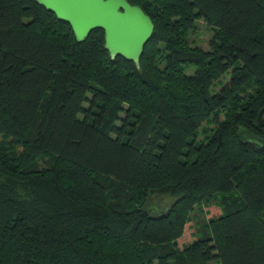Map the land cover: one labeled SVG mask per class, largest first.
<instances>
[{
  "label": "trees",
  "instance_id": "trees-1",
  "mask_svg": "<svg viewBox=\"0 0 264 264\" xmlns=\"http://www.w3.org/2000/svg\"><path fill=\"white\" fill-rule=\"evenodd\" d=\"M127 1L154 25L138 63L0 0V264H264V145L235 130L264 138V0Z\"/></svg>",
  "mask_w": 264,
  "mask_h": 264
},
{
  "label": "water",
  "instance_id": "water-1",
  "mask_svg": "<svg viewBox=\"0 0 264 264\" xmlns=\"http://www.w3.org/2000/svg\"><path fill=\"white\" fill-rule=\"evenodd\" d=\"M60 21L69 24L77 41H84L95 29L104 31V46L117 55L139 62L154 25L148 15L127 0H35ZM242 143L264 145V138L241 125L235 127Z\"/></svg>",
  "mask_w": 264,
  "mask_h": 264
},
{
  "label": "rangeland",
  "instance_id": "rangeland-1",
  "mask_svg": "<svg viewBox=\"0 0 264 264\" xmlns=\"http://www.w3.org/2000/svg\"><path fill=\"white\" fill-rule=\"evenodd\" d=\"M213 32L211 29L202 21L198 20L195 23V29L189 35V41L192 46H199L205 50L209 49V40L211 39ZM192 73L193 70H189ZM228 77H223L222 82L226 83ZM219 86H216L218 89ZM205 125V124H204ZM153 205L156 206V204ZM218 214V209L210 202H204L202 206H195L193 211L190 213V220L187 222L184 233L178 239L177 245L179 248H183L185 245L192 242L200 234H205V222L213 216ZM210 264H220L216 260L210 262Z\"/></svg>",
  "mask_w": 264,
  "mask_h": 264
}]
</instances>
